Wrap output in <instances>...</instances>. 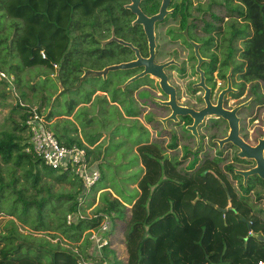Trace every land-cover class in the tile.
<instances>
[{"label": "trees", "instance_id": "trees-1", "mask_svg": "<svg viewBox=\"0 0 264 264\" xmlns=\"http://www.w3.org/2000/svg\"><path fill=\"white\" fill-rule=\"evenodd\" d=\"M124 1L0 0V69L13 75L17 88L22 87L18 75L21 69L38 66L45 72L46 76L41 74L42 78L55 73L59 88H63L59 95L64 94L65 103H69L70 107L78 101H88L91 95L100 92L101 96H96L101 100H97L113 106L121 118L134 122L140 135H149L142 124L135 123L139 117L135 113L137 110L131 112L128 109L125 112L126 99L135 107L137 105L138 111L144 104H138L133 99L139 78L120 88L126 79L133 76V69L108 70L104 78L81 80L80 86L89 85V90H82L80 86L73 88L82 74V68L101 70L122 61L118 55L96 52L98 48L94 52L89 49L84 60L78 61L75 30L84 31L85 27L95 29L102 17H108L112 24L119 22L116 28L119 35L125 36L126 31L135 33L136 26L129 27L127 23L130 13L123 7ZM207 3L209 8L216 6L222 13H212L210 16L213 19L230 17L225 32L231 41L228 55L231 73L248 82L250 93L258 97L260 85H264V0H207ZM149 10L153 12L156 9L152 7ZM206 25L216 26L212 22ZM217 31L221 32L220 25ZM56 88L55 92L59 89ZM22 89L19 93L25 99L26 92ZM33 89L31 84L29 91ZM107 89L111 90L110 95ZM41 98L37 106L40 113L45 96ZM46 98L49 100L50 97ZM12 108L13 111H20V121L13 120L10 129L0 131V160L11 162L14 167H22L25 179L33 187L39 185L43 174L52 176L56 181H68L75 185V193L68 196L73 199L68 205V213L74 212L79 201L76 196L87 193L83 184L73 174L51 169L42 164L38 157L24 151L28 143V134L27 137L21 135L26 130L25 107L16 102ZM54 112L48 110L45 115L47 122ZM69 129L70 126H66V130ZM66 136L55 137L62 144L84 147L90 163L98 159L100 152L94 153L95 148ZM176 143L173 137L167 147L173 148ZM134 150L141 169L140 176L134 182V197H121L117 190L113 192V197L109 190H102L99 203L92 210V213L100 216L70 223L65 221L67 213L59 218L55 230L70 243H76L77 251L63 247L59 242L52 244L44 238L43 242L27 240L12 224L0 232V264H77L80 257L91 264H264V240L258 238L259 235L264 237V207L250 202L246 197L251 185L245 187L239 183L241 193L238 192L216 163L206 156L198 161L196 154H192V160L182 166L191 153L185 152L181 159L174 153L169 157L161 138L139 141L135 143ZM102 161L95 164L101 178ZM261 183L264 185L263 181ZM3 187L4 184L0 183V212L1 199L8 198L12 200L9 215H16L21 220L30 208H34L32 229L47 230L42 209L49 200L37 201L15 189V197L6 198ZM105 188L110 187L98 189ZM126 205H129V216L122 231L125 261L121 262L108 244L101 246L98 255L86 231L97 229L101 215L105 214L110 220L107 233L111 234L115 220L124 219ZM21 221L25 223L23 219ZM49 251L48 259L43 261L41 258Z\"/></svg>", "mask_w": 264, "mask_h": 264}, {"label": "flooded vegetation", "instance_id": "flooded-vegetation-1", "mask_svg": "<svg viewBox=\"0 0 264 264\" xmlns=\"http://www.w3.org/2000/svg\"><path fill=\"white\" fill-rule=\"evenodd\" d=\"M162 3L163 0H137L136 6L142 14L150 17L159 12ZM132 4V0H126L123 2V7L130 13L127 17L129 27L136 26L135 33L133 31H126L125 36H121L116 30L119 22L117 21L112 24L108 17H102L99 25H97L95 29L85 27L84 31H81L80 29L75 30V37L77 38L75 52L78 53L76 59L82 62L88 54L89 49L94 52L95 48H98V51L96 52L115 54L121 57L122 61L118 63L119 65L135 61L136 58L148 60L152 67H159V71L163 74L166 84L171 89L172 100L176 106L189 108L196 112L206 105L204 99L205 88L208 89V100L210 104L215 105L219 94L225 90L229 84L232 90L222 93L221 106L226 110L232 109V107L228 106L227 97L239 100L236 105L241 104L250 97L252 98L247 106L238 108L235 115L237 117L238 137L248 146H255L258 140L264 137V133L261 132L260 128H257L251 139L248 135L245 119L249 117L252 121L258 117L259 113H257V111L264 109V96L262 95L261 89L258 97L252 95L250 93L249 83L237 78L236 74L232 75L231 73V59L228 56L231 41L229 40V34L225 32V25L230 20V17L223 16L220 20L213 19L210 15L212 13L220 15L219 10L216 6L209 8L207 1L168 0L165 5V14L163 17L153 22L152 46H150V41L146 35L143 23L136 21L137 14L130 8V5ZM152 7H155L156 9L153 12L149 10ZM209 22L214 23L216 26H207L206 23ZM218 25L221 26V32L217 31ZM162 28H166L164 36L167 37V44L172 46V48L168 50L170 57L159 61V48L163 45ZM150 50L152 51V56ZM181 52L184 53L183 58L181 57ZM184 61H187L193 66L194 72L198 76V79L194 85L191 86L190 90V94L193 92V94L196 95L199 101L198 103L192 102L189 99L181 101V96L176 90L178 88L169 83L171 70L179 72L180 76L186 75ZM107 68L108 66L103 70L105 71L104 73H107ZM143 68V65L131 67V69H133L132 75L142 72ZM105 76L106 74H103V78ZM138 78V84L135 85L136 87L133 91V99L135 102L143 100L145 97L148 99L151 95L150 90H152L155 82L153 78L157 79L158 86L160 80L152 74H146L142 78ZM217 81H219L218 86H216ZM214 89H216L217 98L213 102L211 101V96ZM141 90H146V93L140 92ZM158 91L161 93L160 97H158L161 101H169L171 93H163L160 87ZM144 101L145 100L142 102ZM198 104L201 105L197 106ZM153 105L161 108L159 114H161L162 118H166L165 126L155 120H153L155 123L152 124L146 121L147 126H145V124L140 122V117L136 118V125L139 123L142 124L149 132L148 136L154 135L156 138H161L162 140L165 139L163 140V145L166 147V152L170 150L171 155L169 156V153H167L169 157L173 155L178 147L183 148L182 156L185 152H193L192 147L195 145V134L192 133V129L188 128V126L192 125L194 121L191 114H176V118L172 119L168 118L172 113L171 108L168 105H158L156 103ZM148 113L149 112H146L145 114ZM148 116L149 119L152 120V115ZM203 127L209 131L208 135H205L207 137V142H205L208 144L207 148H202L204 146ZM199 130L201 132H198ZM195 131L196 135H199L200 141L197 147L198 149L194 152H197L198 150L202 152V156L198 158V161H200L203 156H206L211 161L215 162L235 190L240 193L241 190H239V183L245 187L251 185L246 194H242H245L250 202L264 207V185L261 183L263 180L257 174H249L244 178L241 174L236 173L237 170L246 171L255 167V160L247 156H238L239 149L231 142H224L222 145H219L217 142V140H221L228 135L230 131L228 121L219 116L207 115L201 118V120L195 125ZM173 137L176 138L177 143L175 147L169 148L167 146ZM179 137H187L181 141L182 146L177 141V138ZM196 157H198L197 154ZM262 157L264 159V150L262 151ZM186 158L183 161V165H187L188 163ZM234 174H237L238 176L234 177Z\"/></svg>", "mask_w": 264, "mask_h": 264}, {"label": "rangeland", "instance_id": "rangeland-1", "mask_svg": "<svg viewBox=\"0 0 264 264\" xmlns=\"http://www.w3.org/2000/svg\"><path fill=\"white\" fill-rule=\"evenodd\" d=\"M203 2H206L207 0H202ZM220 15L222 13H219ZM10 31V30H9ZM164 33H166V28H162V34H163V45L159 48V54L160 58L159 61L167 59L169 56V49L172 48V46H169L167 44V37L164 36ZM181 57H184V53L181 52ZM184 67L186 75L180 76L179 72L175 70L170 71V79L169 83L176 86L177 93L181 96V101L184 100H191L192 102L198 103V99L196 95L193 94V92L190 94L191 86L194 85L196 80L198 79L197 74L194 72L193 66L188 63L187 61H184ZM87 73V72H86ZM41 74L45 75V72L43 69H40L38 66H33L29 68L21 69L18 73L19 78L21 79V85L24 88L26 92V98L22 99L20 96V90H23L22 87L14 85V91L9 87V85H4L3 83H0V131L3 129H10L12 126V121H20V111H13V106L18 102V98L23 103L37 104L44 95V106L41 108V114L45 116L44 112L47 109H50V96L52 92L55 90L56 85L57 88L60 87L59 82L57 84L56 82V74L53 73L45 78L41 77ZM155 80L154 86L152 87L151 95L150 97H145L143 100L144 104L139 108L136 105V107L129 103V101L126 99V110H130L131 112L138 113L139 119L141 120L143 124L146 125V121L150 124L155 123V121H159L163 126H165L166 120L162 121L160 118H162L161 114H159V110L161 108H158L156 105H160L161 99L160 92L158 91L159 86L157 84V79L153 78ZM113 82V81H111ZM229 82V80H228ZM99 84H102L101 81H98ZM34 86L33 90L29 91L30 85ZM113 84V83H112ZM219 81L216 82V86H218ZM89 86V85H87ZM90 87V86H89ZM56 88V89H57ZM260 89L262 90V95L264 96V85H260ZM140 92H145L146 90H141ZM111 90L107 89V94L110 95ZM46 96L49 98V100L46 98ZM78 97V96H76ZM217 98V92L216 89L213 90L211 101H215ZM62 102L61 109H66L65 99L66 97L64 94L60 96ZM152 99V100H151ZM228 106L229 107H236L238 105L244 104L243 106H247L249 102L251 101V97L242 102L241 104L236 105V103L239 100L230 99L228 98ZM143 100L137 101L138 104H140ZM99 101L97 98H94L92 101V104L87 108L90 111L91 114V123L92 127L89 130L90 133H94L97 131L99 134L103 133L104 136L102 139L98 142V144L95 146L94 153L95 152H102L104 156L102 157V162L100 164V169L103 174L102 178L98 181L96 188L93 189V187L85 193L83 196L77 195L76 199L81 202L80 206L81 209L87 212H90V210H94V208L99 203V197L102 190H109L110 195L115 197L114 191L119 193L121 197H127L128 195H131L134 197L136 195V191L133 187H135L134 182L138 179V177L141 174V169L139 165V160L137 159V155L134 150L135 143L145 142L147 139L154 140L156 136L151 135L148 137L147 134L140 135L138 133V129L135 127L134 122L129 121L127 119L121 118L119 114L117 113L115 108L113 106L104 105L102 103L101 108L98 107ZM143 103V102H142ZM153 105V106H152ZM201 104H198L197 106H200ZM236 105V106H235ZM242 107V105H241ZM86 108V107H82ZM79 108L78 110L82 109ZM150 108V109H149ZM83 111V110H82ZM162 111V110H161ZM85 114L86 112L83 111ZM146 112H149L148 114H145ZM257 113H259L258 117L254 120H250L249 117L245 119V125L248 129V135L252 139L254 136V131L257 128L261 129V132L264 133V109L258 110ZM148 115H152V120L149 119ZM83 119V116L80 117ZM104 119V121H103ZM162 121V122H161ZM65 122V120H64ZM85 126L84 123L80 122ZM131 124H134L131 126ZM50 128V127H49ZM204 133V146L202 148H207L208 144L207 142V135L209 131L205 129V127L202 128ZM198 132H201L200 130ZM154 133V132H152ZM23 137H27V131L21 133ZM206 135V136H205ZM264 135V134H263ZM181 136V135H180ZM179 137L177 138V141L179 144H181V141L183 139H186ZM167 139V137H166ZM165 140V139H163ZM180 140V141H179ZM195 145L192 147V151L190 152L191 155H189L186 158V161L192 160V154H197V159L202 156V152L200 150L196 151L199 145V135L194 136ZM254 140V139H253ZM257 140V139H256ZM165 142V141H164ZM182 146V144H181ZM88 147V146H87ZM166 153H169L168 155H171L170 150ZM177 158H181L183 154V148L178 147L174 151ZM199 153V154H198ZM97 163V162H96ZM187 163V164H188ZM185 166V165H182ZM44 170V169H42ZM100 171V170H99ZM0 183L4 184L3 192L7 197L14 196L16 191L21 190L26 197L34 198L35 200L40 199H47L48 203L45 204V206L42 209L43 213V223L47 226V230H41L37 231L32 229L31 224L35 220V209L30 208L28 213L25 216H22L21 218L25 221L22 222L19 217L16 215H9L8 210L10 207V203L12 200L10 199H1V206H2V212H0V232L4 230L6 226H11L12 224L16 226L17 230L24 234L27 238V240H30L32 242H43V238L48 240L50 243L59 242L61 246L63 247H69L72 248L74 251H77L76 243H70L66 239L63 238V236L55 230V226L57 225V222L59 221V218L63 217L66 213H68V205L72 203L73 199L69 198L68 196L70 194H74L77 187L75 185H72L68 181H56L52 176H48L43 174L40 180L39 185L36 187H33L30 184V181L25 179L24 177V170L22 167H14V165L11 162L4 163L0 160ZM103 186H109L110 188L105 189H98ZM264 195V194H263ZM80 196V197H79ZM264 198V196H263ZM263 201V200H262ZM19 206H17V209ZM129 216V206L126 205L125 209V217L123 220H117L119 222L115 223L113 227V235L110 240L109 246L113 248L115 251L116 257L121 261L124 262L126 259V251L125 247L123 245V235L122 231L125 225V221ZM97 251V250H96ZM50 252L48 254H44V256L41 258L43 261H46L50 255Z\"/></svg>", "mask_w": 264, "mask_h": 264}, {"label": "built area", "instance_id": "built-area-1", "mask_svg": "<svg viewBox=\"0 0 264 264\" xmlns=\"http://www.w3.org/2000/svg\"><path fill=\"white\" fill-rule=\"evenodd\" d=\"M5 82L6 85L14 91L13 75L0 69V83ZM20 106L25 107L24 124L28 134V143L24 151L38 157L42 164L55 169L58 172H68L79 179L88 192L100 179V171L95 164L88 161L86 150L77 144L65 145L60 143L54 134L48 129L45 116L38 112L36 105H26L18 99ZM81 202L78 201V207L74 212L65 215L66 223H70L79 219H91L98 214L87 212L81 209ZM110 229V220L107 215H101L97 229H89L86 231L87 237L95 246L97 254L100 255L101 246L108 244L109 238L107 232ZM104 234V235H102ZM77 264L87 263L82 257ZM105 264V263H102Z\"/></svg>", "mask_w": 264, "mask_h": 264}, {"label": "water", "instance_id": "water-1", "mask_svg": "<svg viewBox=\"0 0 264 264\" xmlns=\"http://www.w3.org/2000/svg\"><path fill=\"white\" fill-rule=\"evenodd\" d=\"M132 1H133V4L130 5V8L133 12H135L137 14V20L136 21L143 23L146 35L150 41V46H152V35H153L152 25H153V22L155 20H158L161 17H163V15L165 14V5H166L168 0H163V3L159 9V12L155 15L150 16V17H147L140 12V10L136 6L137 0H132ZM150 54L152 56L151 50H150ZM151 56H150V58H151ZM142 65L144 66L142 72H140L136 75L130 76L128 79L125 80V82L121 85V87L120 86H118V87L123 89V85L131 83L132 81H134L138 77H143L146 74H152L153 76L158 77L160 79L159 80V87L161 88L162 92L163 93H167V92L171 93L169 101H164V102L159 101L160 105H163V104L168 105L171 108L172 113L168 118L175 119L176 114H181V113L191 114V116L194 118V121H193L192 125L188 126V128L192 129V133H194L195 135H196L195 125L204 116L215 115V116L221 117L222 119L227 120L229 123L230 131L225 138H223L221 140H217L218 144L222 145L224 142H231L239 149L238 156H240V157H243V156L246 157L247 156V157H251L255 160V162H256L255 167H253L249 170H246V171L237 170L236 173L241 174L244 178L249 174H257L264 181V159L262 157V151L264 150V137L260 138L255 146H253V147L248 146L237 135V117L235 115L237 109L240 108L241 105L243 106L244 104L238 105V106L232 108L231 110H226V109L222 108V106H221V95H222V93H224L228 90H232L230 88L229 84H228L227 88L219 94L218 100H217L215 105L210 104V102L208 100V89L205 88L204 99H205L206 105L201 110L196 112V111H193L192 109H189V108H183V107L176 106V104L172 100L171 89L166 84L163 74L161 73V71H159V67H152L148 60L136 58L135 61H131V62L126 63V64L110 65V66H108L107 70L129 69L131 67L142 66ZM105 68H103L101 70H90L89 68H82V74L78 78V82L76 85L73 86V88L79 87L80 81L83 79H86L89 77H101V78H103V74H106V73H104L105 71H103ZM80 87L82 90H89L90 89V87L87 85H83ZM160 120L164 121V120H166V118H160ZM258 238L264 240V237L261 235H259Z\"/></svg>", "mask_w": 264, "mask_h": 264}, {"label": "crops", "instance_id": "crops-1", "mask_svg": "<svg viewBox=\"0 0 264 264\" xmlns=\"http://www.w3.org/2000/svg\"><path fill=\"white\" fill-rule=\"evenodd\" d=\"M63 88L57 89V91L52 92L50 96V109L55 111L54 114L48 119L47 127L48 129L54 133L55 136H61L64 138L66 137H74L80 140L84 145L88 146L89 148H95V146L98 144V142L102 139L104 136L103 133L99 134L97 131L94 133H90L89 130L92 127L91 123V114L89 109H87L91 104L94 98L97 97V99H100L99 96H101L100 92H95L93 95H91L90 99L88 101H78L76 104H73V107H70L69 103L66 104V109H61L62 102L60 99V91H62ZM99 95V96H96ZM44 101V100H43ZM99 101V100H98ZM102 101H99L98 107L101 108ZM104 104V103H103ZM36 106H39V102L35 104ZM44 106V103H43ZM86 107V108H82ZM79 108H82L78 110ZM47 109L44 114L47 115L48 110ZM86 112V114L83 111ZM83 116V119L80 117ZM65 120V122H64ZM80 122L84 123L81 124ZM66 126H70L71 129L66 130ZM50 127V128H49ZM104 154L102 152L99 153L98 159L93 161V164H96L98 161H102V157ZM91 155L89 156V158ZM91 159V158H90ZM101 178V173H100ZM101 190V189H100ZM115 195V194H114ZM129 206V205H128ZM119 221L115 220V223ZM116 225V224H115ZM115 228V227H114ZM114 230V229H113ZM113 231L111 234H105L109 238V243L113 235ZM104 235V234H102ZM104 235V236H105ZM123 237V236H122ZM124 245V242H123ZM110 247V246H109ZM125 247V246H124ZM111 248V247H110ZM113 249V248H112Z\"/></svg>", "mask_w": 264, "mask_h": 264}]
</instances>
